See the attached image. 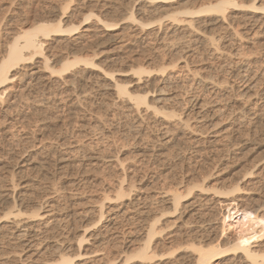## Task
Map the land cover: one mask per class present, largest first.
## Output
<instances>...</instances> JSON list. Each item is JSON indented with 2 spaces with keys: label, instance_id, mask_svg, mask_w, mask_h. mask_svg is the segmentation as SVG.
<instances>
[{
  "label": "bare ground",
  "instance_id": "obj_1",
  "mask_svg": "<svg viewBox=\"0 0 264 264\" xmlns=\"http://www.w3.org/2000/svg\"><path fill=\"white\" fill-rule=\"evenodd\" d=\"M25 1V5L15 6L19 7L16 10L20 26L8 32L10 38L6 37L8 40L0 48L3 49L0 50V111L6 102L13 100L16 91L27 93L24 95L27 98L34 92H37L36 95L41 92L39 99L25 100L27 108L40 111L53 103L52 95L55 93L52 94L51 87L68 88L76 93L75 88L84 85L109 97L114 107L120 106L123 114L133 121L135 132L146 134L149 129L155 135L144 147L143 152L147 155L155 149H158L157 152L173 148L183 141L205 143L208 138L217 141L223 136L232 137L236 131L239 133L241 127L259 130L258 125H263L264 69L261 64L264 63V56L243 53L241 44L249 43V40L243 39V33L240 34L237 29L239 25L245 27L250 23V15H261L259 28L262 30L258 31L264 33V4H259L258 0H189L187 6L183 0H134L135 3L148 2L150 8L147 4L149 11L146 8V12L149 15L159 10L165 13V16L162 14L164 18H161V13H154L161 15L152 19L154 21L138 20L134 7L124 6L123 2H100V5L97 0H79L78 3L82 2L90 14L77 26H69L65 16V11L77 0H63L60 6L48 7L43 3L46 7H41L42 0ZM13 3L9 4L10 8ZM174 3L181 5L171 11ZM168 5L170 9H167ZM34 9L44 14V18L37 23L30 22ZM114 11L118 12H115L116 20H104L106 14H113ZM138 11L141 12L140 9ZM127 22L130 23L127 34L106 38ZM210 23L220 24L219 28L214 26L217 31L219 29L217 33L215 28L213 33L211 30L207 33L206 26ZM100 28L103 32L98 35ZM258 35L260 38L264 34ZM197 36L198 47L195 49L203 56L200 60L202 66L198 68L193 65V60H188L189 50L193 47L190 44ZM151 41L162 43L158 52L146 58L143 52V62H136L132 57L134 52L150 46ZM120 59L121 63L125 61L133 65L128 70L109 68L108 64L114 66ZM93 72L100 73V80L94 79ZM129 76L134 79L132 83L130 80L128 84L120 83L122 78ZM174 87L188 88L189 91L187 94L181 90L172 92ZM78 97V94L75 95L76 99ZM42 121L48 123L47 117ZM11 130L6 129L2 136L13 139ZM34 147L29 148L34 150ZM233 147L236 145L233 144ZM123 175L122 180L111 189L114 195L116 193L114 201L109 198L108 205L101 204L72 213L70 207L59 206L50 197L54 193L40 202L34 201L33 205L26 192L22 193L21 199L17 191L22 184L12 174L10 184L0 191V214L7 222L0 229V249H12L18 264H176L169 259L176 258L174 254L182 249L192 251L189 257H194L195 264H214L219 260L223 264V259L228 256H232L228 259L230 263L234 260L239 264H264V215L246 208L243 199L233 196L241 191L238 184L221 193L232 195L225 199L227 204L220 224L222 237L227 238L233 232L235 239L230 242L229 237L227 241L217 236L216 244H213L210 241L216 237L215 229L207 230L203 228L205 226H199V231L193 229L168 235L166 230L165 234L163 228L158 227L161 218L170 213L162 209L179 212L180 207L184 208L182 200L186 201L184 198L187 197L184 195L185 183L157 192L156 204L160 208L153 210L147 197H143L137 188L135 191L134 181L126 186ZM3 197L12 201L11 204L4 202L5 206ZM125 221L130 222L133 228L128 231L129 240L123 241L124 247L119 248L122 238L118 229ZM76 223L84 224V230ZM81 231L82 234L77 237ZM5 239L10 245H4ZM177 241L180 242L179 250L174 249ZM171 249H174L173 252ZM113 250L116 256L111 255ZM0 264H11V261L4 257L0 259Z\"/></svg>",
  "mask_w": 264,
  "mask_h": 264
},
{
  "label": "rangeland",
  "instance_id": "obj_2",
  "mask_svg": "<svg viewBox=\"0 0 264 264\" xmlns=\"http://www.w3.org/2000/svg\"><path fill=\"white\" fill-rule=\"evenodd\" d=\"M42 1L43 2H40L41 7H48L50 5L60 6L65 0ZM78 1L79 0L71 4L70 8L65 11L69 26H77L90 14V12L84 8V4H82V2L78 3ZM97 1L102 4L105 2H111L112 4L123 2L122 4H126L127 7H134L137 19H142L140 21H151L154 18H160L162 14L165 16V13H161L160 10L157 11L161 13V15L158 13L160 16L154 14L157 13L156 11H153L154 13L149 15V13L146 12V8L147 11H149L150 8L148 2H145V4L144 2L135 3L134 0ZM191 1L192 0H190V2ZM12 2H14L13 7L10 8L9 4H12ZM26 2L27 1L24 0V3ZM182 2L186 4L185 6L190 4L189 0H183ZM24 3L22 0H0V48H3L2 44L8 40V32L20 26V20L17 18L18 10H16V8L18 9L19 7L15 6L23 5ZM42 3L46 6L42 5ZM101 3L100 5H102ZM181 3H174L171 7L168 5L167 9L171 8V11L173 9V11H175L176 8L178 9L180 7ZM258 3L264 4V0H258ZM86 6L90 8L89 4ZM138 9H140L141 12L138 11ZM115 12L118 14L117 11H114L113 14L112 12L106 14L107 17L105 16L104 20H116L117 15ZM250 16L248 20H250V18L252 20H250V23L247 20L248 22H246L249 24L245 27L241 25H239L240 28L239 26L237 27V20L235 22L236 24L234 23L240 34L243 33L241 34L243 39L249 40V43L241 44L242 50H244L243 53L245 52L248 55L259 53V55L261 54V57H263L264 35H260L262 36L260 38L258 37V34H264L260 33L262 29L259 28L261 26V15L252 16L253 18ZM40 18H44V14L41 10L34 9L30 15V22L37 23L41 20ZM161 18H164L163 15ZM218 25L220 26V24L215 25L214 23H210V25L206 26V28L208 27L206 29L207 33H209L208 31L210 30V32L213 33L214 28L216 29V31H214L217 33L219 29L217 31V27L214 26ZM121 26L122 27L117 31L110 32L106 38L114 36L115 34L125 35L129 32V22ZM259 29L260 32L258 31ZM102 30V28L98 30V35H101L100 33L103 32ZM99 37L101 38V36ZM193 39L196 42L194 41L190 44L191 47L192 45L193 47L189 50L188 60H193V65L198 68L202 66L200 60L203 56L201 52L195 49V47H198V36ZM149 44L150 46L148 45L144 49L142 48L143 50L139 48V51H135L136 53L138 52L137 54L134 52L135 55L133 54L132 57L136 59V62L137 60L138 63L143 62V59H141L145 56L143 52L146 54L145 58L149 57V54L150 56L151 54L155 56V51L158 52L159 46H162V43L160 44L157 41H151ZM193 48L195 49L194 55L192 54ZM162 50L163 49H161V51ZM153 51L154 53H152ZM103 60L104 59H102V61ZM117 62L118 64L115 63L114 66L108 64L110 66L109 68L128 70V68L133 65L128 62L125 63V61H123V64L121 63V59ZM263 64H261L262 69H264ZM92 76L95 80H98V78L100 80L101 78L98 72H93ZM227 77L228 75H226V78ZM129 80L131 83L134 81V79L129 76L122 78L120 83L128 84L130 83ZM51 88L52 94L53 92L55 93V95H52L54 97L53 105L46 106V108L40 111L27 108V105H25L27 97L24 96L27 93H22V95L20 94L21 92L18 91L14 93L13 100H10L8 103L6 102V107H2L0 111V191L10 184L9 181L13 174L14 176L16 175L15 178L18 182L22 184L17 191V195L22 196H19L21 199L23 198L22 193L26 192L30 199L33 200H31L33 205L34 201L40 202L44 200L46 196L54 193L50 197L54 198L59 206L70 207L69 210L73 213L87 210L92 206H100L101 204L108 205L110 200L114 201L116 199V193L114 195V191H111V189L113 186V188H115L119 180H122L121 178L124 177L123 174H125L126 186L128 182L134 181L135 191L138 189L143 197H147V201L150 202L148 204L150 208L157 210L160 208L157 206L158 204H156L155 194L157 192L171 190L174 189L177 184L185 183L187 191L184 188V195L187 197L184 198L186 201L182 200L184 208L180 207L179 212H175L169 208H161L164 211L166 210V212L170 211V213L169 215L165 214V216L161 218L162 220L158 227L163 228L164 231L166 230L168 235L175 234V232L178 233V231L186 233L188 231H193V229L199 231L201 226H205L203 228L207 230L215 229L214 233L216 237L214 236L215 238L213 237L214 239L210 241L213 244H216L214 241H216L215 239L217 236L220 238L222 237L220 224L222 222V214L226 209L227 202H225V199L231 198L232 196H226L221 193L229 191L238 184L241 191L238 195L233 196L243 199L245 207L247 206L253 211L257 210L264 215V130L262 131V129H264V122L263 125H258L261 127H259V130L258 128L257 130L256 128L251 130V127L248 128L244 126L241 127L239 133L238 131L234 132L232 137L226 138L223 136L217 141H213L214 138H208V140H205V143L203 141L199 143L193 141H187V143L183 141L176 146L174 145L173 148H164L157 152L155 151L158 149H155L153 153L151 152L153 155L151 153L147 155V153L144 154L143 152L144 147H146V143L151 140V138H155V135H153L149 129L146 130V134L141 132L140 135L135 132V130H133V121L123 114L119 105V107L116 106V108L110 104L111 101L108 99L109 97L84 85L77 86L75 88L76 93L70 91L68 88L56 86ZM176 88L174 87L173 90H175H172V92L184 91V93H188L189 91L188 88H177V90ZM31 93L33 92H30V94ZM36 93L37 92H34L30 97L27 95L29 100L39 99L40 96L42 97V95H40L41 92H38V97ZM77 94L79 96L78 99L75 98ZM23 116L25 117L23 118ZM46 117L48 123H45V125L42 120ZM6 129H12L14 140H8V138L2 136L3 131ZM229 136H231V134ZM208 141H211V143ZM233 144H235L236 147H233ZM33 145L35 146L34 150L33 148H29ZM131 177L132 180L130 179ZM106 196L108 198H106ZM151 197L153 202L151 201ZM2 201L3 203H7V205H10V202H12L7 197H3ZM187 206L188 208H186ZM184 209H186V211ZM129 223L126 221L123 222L118 229V232L120 231L119 236L123 239H121L122 243L119 241L121 244L118 246L119 248L125 245L123 241L125 243L126 239L127 241L129 240L128 231L133 228ZM77 224L78 223H76V226L81 229L84 228V224ZM6 225V218L4 215L0 214V229ZM191 226L192 228H189ZM166 231L164 232L165 234ZM122 233L127 235H123ZM81 234L82 231L77 234V237L78 235L80 237ZM228 237L230 242H233L235 233L230 232ZM227 238L222 237V239L225 240H227ZM7 239L4 240L5 242L2 241L5 246H7V244L10 245ZM179 245L180 242L177 241V243H175L177 247H174V249H181ZM174 249L170 251L173 252L172 250ZM9 250L3 251L0 249V255L2 256L4 254V257L10 259L11 264H18L15 258L16 254L12 249ZM115 250L112 251L111 255L114 256L116 254ZM183 250L184 249L178 254H174L176 258H170L169 261H174L176 264L178 262L179 264H195L194 257L192 255L193 258L189 257L192 251H188V249L187 251ZM5 252L10 253L11 256L9 254L5 255ZM4 257L2 256L1 258ZM179 258H181V262L178 261ZM228 259H232V256L224 258V263L229 264L230 262ZM175 260H177V262ZM218 263L220 264V260L214 264ZM230 264H239V262L233 260Z\"/></svg>",
  "mask_w": 264,
  "mask_h": 264
}]
</instances>
